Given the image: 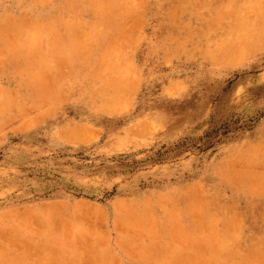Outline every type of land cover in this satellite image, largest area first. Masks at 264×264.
Wrapping results in <instances>:
<instances>
[{
	"label": "rangeland",
	"instance_id": "374dc122",
	"mask_svg": "<svg viewBox=\"0 0 264 264\" xmlns=\"http://www.w3.org/2000/svg\"><path fill=\"white\" fill-rule=\"evenodd\" d=\"M0 264H264V0H0Z\"/></svg>",
	"mask_w": 264,
	"mask_h": 264
},
{
	"label": "bare ground",
	"instance_id": "6f19581e",
	"mask_svg": "<svg viewBox=\"0 0 264 264\" xmlns=\"http://www.w3.org/2000/svg\"><path fill=\"white\" fill-rule=\"evenodd\" d=\"M45 30V29H44ZM45 35V34H44Z\"/></svg>",
	"mask_w": 264,
	"mask_h": 264
}]
</instances>
